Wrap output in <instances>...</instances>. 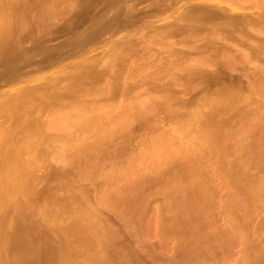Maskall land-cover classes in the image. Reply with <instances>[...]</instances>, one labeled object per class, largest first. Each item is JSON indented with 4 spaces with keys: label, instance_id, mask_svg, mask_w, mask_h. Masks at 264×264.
Here are the masks:
<instances>
[{
    "label": "rangeland",
    "instance_id": "1",
    "mask_svg": "<svg viewBox=\"0 0 264 264\" xmlns=\"http://www.w3.org/2000/svg\"><path fill=\"white\" fill-rule=\"evenodd\" d=\"M240 1L226 13L259 11ZM1 30L0 118L15 134L0 139V264H264L263 59L245 57L257 36L234 27L205 50L193 30L169 79L147 66L156 45L65 51L60 35L27 51Z\"/></svg>",
    "mask_w": 264,
    "mask_h": 264
},
{
    "label": "bare ground",
    "instance_id": "2",
    "mask_svg": "<svg viewBox=\"0 0 264 264\" xmlns=\"http://www.w3.org/2000/svg\"><path fill=\"white\" fill-rule=\"evenodd\" d=\"M223 1H224V3L221 4V2H223ZM233 1H235V0H218L217 2H214V4H212V5H211L212 2L211 3L208 2V3H210V5H208L207 0H201L200 3L196 2L198 4L193 2L194 5L196 4L195 6H193V5H190V4H193V3H190L191 0H184V2H183L184 4L182 6L186 7L187 11L186 12L182 11L179 13V15L177 17H174L173 16L174 12L179 8L176 5V3L181 2V0H148V1L147 0H0V25H1L0 27H1V29H3V30H1V29L0 30H1V36L5 32L4 33V36H5L4 39L5 40H3V41L4 42L6 41V43H7V44H5L6 47L9 46V48L11 47L10 49H13L17 45H24V43L26 45V42H28L29 47L31 46V48L27 49V51H30V49H32V47L34 49H36V47H38L42 44H45V45L47 44V46H48L50 44L49 41L51 39L53 41L55 39V37L57 39V37L60 35H62V36L64 35L65 37L61 41L58 40L59 43L57 45L60 47H63L62 49H65V51H67L66 47L70 48L72 51L73 50L72 48H74V50L76 48H79V47H83L82 49H85L86 46H89V45L91 46V44H92V46H93V44L95 46L96 45L95 43H100V42L103 43V46L107 45V47H110L111 45H113L115 47L122 46L123 48L124 47L126 48L128 46L132 47L136 43L140 44V42H137V41H142L141 45L142 44L144 45L143 48L146 50V52H147V50H148V52H150L152 45L158 46V49L161 50V52H162V53H158L160 51H156L157 55H154L153 53H150L148 55L146 53V56H148V57H146L147 58V60H146L147 66L159 64L162 61L161 64L163 66H165V68H168L169 71H167L163 68L162 69L163 71L161 70L162 72H160V74L162 73L161 75L167 76V74H169L168 72H172L171 74L173 76V73H175L173 71H174V69H176V68H174V66L176 65L175 62L180 61V59H182V61H184V59H190V57L192 56V54L189 52V50H187V52H185L186 51L185 49H180V50L176 49L175 45L177 46V44H179V45L185 46L184 43L186 42L188 49H195L194 45L192 44L194 41V40L192 41V38L196 37L195 34H196V31H198L200 36L202 35L201 32H203V35L200 37V40L204 42L202 49L206 50L208 43L214 44V41H217V40H221V42L224 41V39L230 40L231 38H229V35H230V37L234 36L233 35L234 27H239V32L237 31L238 30V28H237L236 34L238 35L239 39H241L240 40L241 42L244 43V41L246 39H248L250 37V35H253V36H251L252 38H254V35L257 36L256 37L258 39L257 41H255L256 38L254 40L253 39L251 40V44L254 46V49H252L253 51L248 50L249 51L248 52L246 50L248 52L247 54H245L244 52H242V53L245 54L246 55L245 57L248 58V59H246L245 57H243L247 61L253 62L254 60H256V59H254V57H258L256 60V62H258V59L260 57H262L263 62L257 64L256 67L259 70L260 69L263 70V73H264V0H260V1L258 0L257 5H256V3H254L255 5L253 4V6H256L259 9L258 12L256 11L257 13H255V12L254 13L253 12L248 13L249 15H247V14L245 15V13H243L241 16L236 17L234 15V17H231V15L226 13V12L230 11V7H228V6L235 5V2L233 4ZM246 1L249 3L248 0H246ZM142 2H146V3L149 2V3L146 4L145 7L139 8L137 5L139 3H142ZM247 2H246V4H247ZM245 8H248V6L247 7L245 6ZM250 14H254V15H250ZM160 22H162V23L158 24V25L156 24V23H160ZM256 25H257V27H256ZM139 27H141L144 30L143 35L141 33H140L141 35L138 33ZM142 29H141V31H142ZM184 29H187L186 34L181 33L182 31H184ZM193 30H194L195 34L193 33ZM230 30H231L232 34H231ZM2 31H3V33H2ZM34 31H39L40 33H42V35L40 36L39 39H37L36 36H35V38L32 37V35L35 34ZM121 32H122V34H121V36H119L120 38L114 37V35L121 33ZM136 33L139 34L140 36L137 35L136 39H132V36L133 35L135 36ZM177 33L182 34V36L179 38V41H178V38L177 39L174 38V36ZM46 36H47V40H46ZM238 37L236 39H238ZM32 38H34V39H32ZM180 41L183 43L181 44ZM240 41H239V43H240ZM239 43H237V44L239 45ZM248 43H249V40H248ZM51 44H54V43H51ZM137 44H136V46H137ZM108 45H110V46H108ZM55 46H56V44H54V47ZM253 46H251V47H253ZM54 47L52 46V48H54ZM209 47L211 49L212 46H210V44H209ZM27 48H28V46H27ZM50 48H51V46H50ZM70 49H69V51H70ZM108 49L109 50H107L106 54L111 56V54H108V51H110V48H108ZM111 49H112V47H111ZM210 49H209V51H210ZM53 50H57V49L54 48ZM211 50H213V49H211ZM225 50H227V49L225 48ZM69 51L65 52V53L69 54ZM78 51H79V49H78ZM61 52L63 53V50ZM195 52L196 51H194L193 53H195ZM212 53H214V52L212 51ZM226 53H228V52H226ZM190 54H191V56H190ZM208 54H211V52ZM10 56H12L11 60L13 63V65L11 64V70L12 69L14 70V67L16 69L18 67L17 65L19 63H17V65L15 66L14 63L16 64L15 60L17 58H15L16 56L14 54H11V53H10ZM3 57L5 58V56H3ZM4 58H2V59H4ZM38 58L40 59V57H38ZM38 58L36 57L35 59L39 60ZM59 58H61V57H59ZM162 58L165 61L162 60ZM212 58H214V56ZM5 59L8 60L7 57ZM51 59L55 60L57 58H51ZM215 59H217V58H215ZM252 59H254V60H252ZM24 60H25V63L27 61L29 62L31 60V57H29V55H28L27 61L25 58L23 59V61ZM32 60H34V59H32ZM41 60H42V58H41ZM16 61L19 62L18 59ZM0 62H2V60ZM155 62H158V63H155ZM214 62H215V60H214ZM9 63H11V62H9ZM127 64H129V63H127ZM216 64H217V62H216ZM5 65H6V63H5ZM1 66L2 65H0V69H1ZM145 66L146 65H144V67ZM149 66H148V68H149ZM2 68L4 69V67H2ZM103 68H104V66H103ZM138 68H140V67H138ZM230 68H232V67H230ZM3 69H1L2 73H4ZM98 72H96V73H98ZM12 73H10V74L12 75ZM120 74H121V72H120ZM4 75H5V73H4ZM7 75H9V74L7 73ZM7 75H5V76H7ZM126 75L127 74L124 75L125 79H127ZM156 75H158V74H156ZM127 76H129V75H127ZM244 76H246V75L244 74ZM1 77L2 76L0 75V86H1L2 78L6 79V77H4V76L2 78ZM7 77L11 78L10 76H7ZM167 77L169 78V76H167ZM252 78H254V77H252ZM8 79L3 80V82L8 81ZM125 79H124V81H125ZM107 82H109V81H107ZM124 83H126V82H124ZM114 84H116V83H114ZM105 85H108V83L106 84V79H105ZM241 85H243V84H241ZM91 87H92V85H91ZM122 93H125V91H123ZM11 99L14 100V98H11ZM8 104H6V105L8 106ZM12 104H13V102H12ZM6 105H4V107ZM8 108H9V106H8ZM12 108H14V107H11V109L10 108L9 109L13 110ZM1 111H3V110H0V112ZM4 111H5V109H4ZM1 113L4 115L3 112H1ZM5 113H7V112L5 111ZM9 113H11V112H9ZM7 117H8V115H7ZM4 119H6V117L5 118L3 117V120ZM10 119H11V117H10ZM3 120L0 118V139L3 138V139L7 140L11 135L13 137V133L15 134V132H13V129H14L13 127H15V125L13 124V122H10L9 120H8L9 123H7V124L3 123V125H2L1 122H3ZM10 123H12L13 125H11ZM2 144H3V142H2ZM0 152H1V150H0Z\"/></svg>",
    "mask_w": 264,
    "mask_h": 264
}]
</instances>
